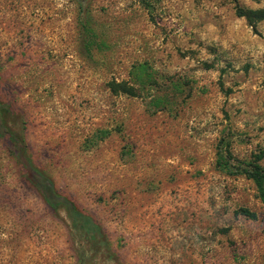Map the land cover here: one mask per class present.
Here are the masks:
<instances>
[{"label":"rangeland","instance_id":"1","mask_svg":"<svg viewBox=\"0 0 264 264\" xmlns=\"http://www.w3.org/2000/svg\"><path fill=\"white\" fill-rule=\"evenodd\" d=\"M0 102L99 226L50 211L0 137V264H264L257 190L215 163L264 153V0H0Z\"/></svg>","mask_w":264,"mask_h":264},{"label":"trees","instance_id":"2","mask_svg":"<svg viewBox=\"0 0 264 264\" xmlns=\"http://www.w3.org/2000/svg\"><path fill=\"white\" fill-rule=\"evenodd\" d=\"M238 16L249 17L240 10ZM257 19H261L263 14H254ZM9 111L8 103L0 102V114ZM0 137H5L9 144V152L15 163L19 166L23 179L39 194L44 204L50 211L56 212L62 208L73 225L84 228L87 234H94L99 231V226L92 217L84 212L71 198L61 192L52 179L40 171L32 162L27 152V145L24 138L8 129L0 117ZM264 159V153L255 154L252 160L246 162H232V157L228 152L226 144L219 147L216 152V165L226 172L241 173L250 179L254 184L260 202L264 206V168L259 161ZM238 214L245 217L254 218L255 214L246 208H238ZM264 232V228H263Z\"/></svg>","mask_w":264,"mask_h":264}]
</instances>
